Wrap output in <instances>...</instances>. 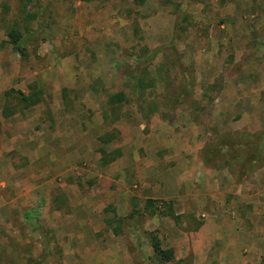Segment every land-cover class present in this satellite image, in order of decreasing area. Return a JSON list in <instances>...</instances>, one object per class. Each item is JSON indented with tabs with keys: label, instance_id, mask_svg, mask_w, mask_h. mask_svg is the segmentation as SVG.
<instances>
[{
	"label": "rangeland",
	"instance_id": "rangeland-1",
	"mask_svg": "<svg viewBox=\"0 0 264 264\" xmlns=\"http://www.w3.org/2000/svg\"><path fill=\"white\" fill-rule=\"evenodd\" d=\"M138 58L154 85L134 102ZM261 137L264 0H0V264H264ZM135 209L118 236L103 222Z\"/></svg>",
	"mask_w": 264,
	"mask_h": 264
},
{
	"label": "trees",
	"instance_id": "trees-1",
	"mask_svg": "<svg viewBox=\"0 0 264 264\" xmlns=\"http://www.w3.org/2000/svg\"><path fill=\"white\" fill-rule=\"evenodd\" d=\"M84 3H89L94 0H79ZM143 0H139V2H142ZM28 17H32V15H27ZM7 37L8 42L11 45H14L16 47H21L23 42V36L22 33L19 31V29L15 26H11L7 31ZM154 52L150 53V56H147L148 58L152 57V54ZM146 59V58H145ZM144 62V59L138 58L136 62H134L135 67L129 68L125 71V74L122 79V85L125 90L130 95V99L134 102H138L140 99V95L142 92H144L147 88L154 85L153 79L149 78V80L143 78V76L147 73L145 72V69L143 70V74L141 75L139 67L140 64ZM189 89H184L182 91L183 97H189ZM41 90L37 86H31L29 93H23L21 91H17L16 95H12L11 98L14 99L16 102L14 105L10 106L9 97H7V101L5 103V106L3 107L2 114L4 116H8L13 114L15 111L23 110L25 108H29L31 106L36 105L41 101ZM11 93H6V96H9ZM130 101L128 98H126V95L124 92L119 91L116 93H113L108 96L107 103L109 105L114 104H121L123 102ZM15 105H20V108L15 107ZM153 112V109H151ZM102 141V144H107L109 142L108 138H100ZM259 142L261 144H264V137H261ZM100 152L102 153L101 156V163L107 164L111 161H113L115 156H111V154H106V151L104 148H100ZM116 155L120 154V151L118 149H115L114 152ZM156 200L153 199H147L144 204V212L147 213L148 216H155V215H162V216H170L173 219L177 220L179 219V215L175 214L172 210V206L170 202L163 203V206H159L155 204ZM162 207V209L160 208ZM106 211V210H105ZM137 210H132L127 216L125 217H108L104 218L103 222L107 227L111 230V232L118 236L122 233V226L126 225L128 226L127 220L130 219L131 221H134L136 218ZM148 239H149V245L152 248V251L154 254L158 257L160 261H163L165 263H170L173 260H175L174 256V249L171 247H163L161 239L157 236V231L153 230L148 232Z\"/></svg>",
	"mask_w": 264,
	"mask_h": 264
}]
</instances>
